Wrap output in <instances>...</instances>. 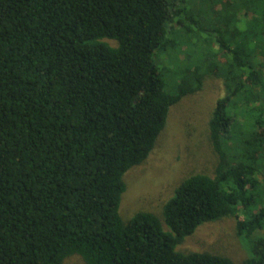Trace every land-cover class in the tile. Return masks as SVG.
I'll use <instances>...</instances> for the list:
<instances>
[{"label": "trees", "instance_id": "trees-1", "mask_svg": "<svg viewBox=\"0 0 264 264\" xmlns=\"http://www.w3.org/2000/svg\"><path fill=\"white\" fill-rule=\"evenodd\" d=\"M210 1L0 0V264H264V0ZM182 45L167 90L170 60H157ZM210 76L223 85L212 171L179 180L161 207L168 230L149 210L124 219L125 172ZM223 216L238 263L176 248Z\"/></svg>", "mask_w": 264, "mask_h": 264}, {"label": "rangeland", "instance_id": "rangeland-1", "mask_svg": "<svg viewBox=\"0 0 264 264\" xmlns=\"http://www.w3.org/2000/svg\"><path fill=\"white\" fill-rule=\"evenodd\" d=\"M189 4L195 9L193 2ZM210 5L212 3L209 0ZM199 35L200 33L195 35L197 41L194 47L201 44ZM187 47L177 46L170 52L173 63L167 55L166 58L157 60L159 68L170 60L168 67L163 70L167 90L173 89L174 76L187 64L184 51ZM216 59L223 61L224 57L218 54ZM222 93L220 77L210 76L200 90L183 96L169 107L165 126L147 158L125 172L123 178L126 188L121 194L118 208L124 219L130 218L139 210H149L160 217L162 228L168 230L161 217V207L173 195L179 180L190 172L210 173L216 161V152L209 140L207 120L216 99ZM258 234L264 236V226L256 231V235ZM176 248L183 251L219 252L230 256L236 263L246 255L245 247L234 231V217L230 216L200 223ZM76 255L74 253L68 257L66 264H85Z\"/></svg>", "mask_w": 264, "mask_h": 264}]
</instances>
